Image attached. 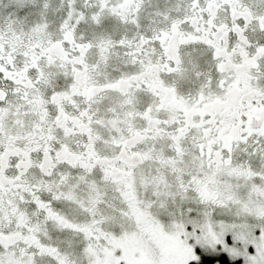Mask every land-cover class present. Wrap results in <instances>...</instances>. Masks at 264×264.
<instances>
[{"label":"snow or ice","instance_id":"6c2138e0","mask_svg":"<svg viewBox=\"0 0 264 264\" xmlns=\"http://www.w3.org/2000/svg\"><path fill=\"white\" fill-rule=\"evenodd\" d=\"M0 264H264V0H0Z\"/></svg>","mask_w":264,"mask_h":264}]
</instances>
